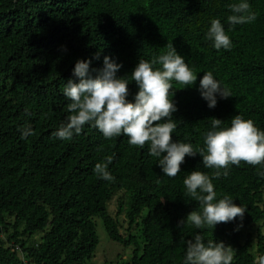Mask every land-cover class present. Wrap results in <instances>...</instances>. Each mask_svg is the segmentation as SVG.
<instances>
[{
	"label": "trees",
	"instance_id": "1",
	"mask_svg": "<svg viewBox=\"0 0 264 264\" xmlns=\"http://www.w3.org/2000/svg\"><path fill=\"white\" fill-rule=\"evenodd\" d=\"M239 2L0 0V264H88L100 243L95 218L102 219L112 241L134 246L131 258L118 264H184L187 242L197 234L205 244L231 246L232 264H258L264 235L257 231L255 254L252 237L243 238V230L264 225V176L259 175L264 164L230 165L227 177L212 179L217 201L227 196L247 209L243 220L197 229L186 218L202 208L186 195L183 181L195 170L210 177L215 171L204 167L199 154L186 157L172 178L149 155V144L131 146L124 135L105 139L92 124L71 139L54 134L72 114L63 89L69 80L78 82L77 61L91 62L93 78L104 57L121 64L117 77L128 79L127 99L134 102L139 89L132 71L140 59L151 62L166 54L168 44L197 74L191 86L172 81L174 142L202 148L211 118L223 121L224 128L237 114L264 131V0H247L254 21L231 25L229 5ZM213 19L224 26L230 49L217 50L206 39ZM209 71L231 92L226 99L217 94L214 108L199 90ZM26 126L34 134L21 139ZM107 157H112L111 181L94 172ZM123 190L128 208L119 202L112 216L108 204Z\"/></svg>",
	"mask_w": 264,
	"mask_h": 264
},
{
	"label": "clouds",
	"instance_id": "2",
	"mask_svg": "<svg viewBox=\"0 0 264 264\" xmlns=\"http://www.w3.org/2000/svg\"><path fill=\"white\" fill-rule=\"evenodd\" d=\"M233 15L228 16L231 25L250 23L256 19L247 0L229 5ZM206 39L213 41V46L230 49L231 40L219 19H213ZM168 51L151 62L140 59L131 73L132 81L138 86L134 102H130L129 82L125 77H117L122 67L104 57V67L93 78L89 74L90 61L79 60L74 67L78 82L69 80L64 86L63 95L71 102L67 105V122L59 126L54 133L59 139H71L73 134H80L86 124L95 126L105 139L121 135L127 136L131 146L143 148L149 144V155L158 158V165L163 174L176 177L186 157L199 154L205 168L215 169L210 177L201 171H192L183 181L186 195L199 201L202 212L191 211L187 222L197 229H214L217 224L229 223L237 217L244 218L246 208L233 203L225 196L217 201L213 178L229 175V166H239L244 162L251 166L264 164V131L260 130L252 119H244L237 114L231 118V126L221 128L223 121L211 118L212 130L204 138V147L194 150L191 143L174 142L173 133L177 124L173 113L177 111L173 102L172 81L191 86L197 80L184 58L173 46L168 44ZM161 67L157 68L155 65ZM200 93L208 102L209 108L217 104V94L221 98L231 96L227 87H222L212 72L204 73L200 80ZM26 114L28 110H25ZM21 139L33 135L31 127L21 130ZM166 153V155H162ZM106 163H97L94 172L104 180L114 177L107 171L112 157ZM223 169V172H221ZM264 176V172L259 173ZM234 250L223 242L204 243L201 235L187 242L184 264H232ZM258 264H264V256L258 258Z\"/></svg>",
	"mask_w": 264,
	"mask_h": 264
},
{
	"label": "rangeland",
	"instance_id": "3",
	"mask_svg": "<svg viewBox=\"0 0 264 264\" xmlns=\"http://www.w3.org/2000/svg\"><path fill=\"white\" fill-rule=\"evenodd\" d=\"M123 191H118L110 203L108 204V211L113 216L117 213L119 205V202L123 204L124 210L128 208V196ZM118 203V204H117ZM146 213V212H145ZM119 218L121 222L125 220L124 213H121L119 215ZM96 228H97V234L100 240V243L96 249V253L94 258L88 262V264H118L120 262L129 260L132 256L133 248L134 246L123 248V246L117 242L112 241L103 224V221L101 218H95ZM124 227L126 228L127 225L125 222H123ZM260 231L261 234L264 235V225L262 223L255 224L249 228L244 229V235L243 238H245L247 235H250L252 237V252L257 253V244H258V234L257 231ZM136 230H133V233H135ZM1 237L3 239H6V234H1ZM41 237L40 234H37L34 236L35 239H39ZM138 243L141 244V240H138Z\"/></svg>",
	"mask_w": 264,
	"mask_h": 264
}]
</instances>
